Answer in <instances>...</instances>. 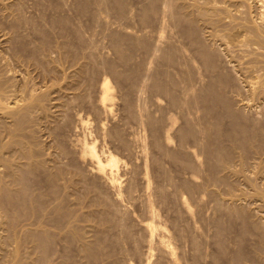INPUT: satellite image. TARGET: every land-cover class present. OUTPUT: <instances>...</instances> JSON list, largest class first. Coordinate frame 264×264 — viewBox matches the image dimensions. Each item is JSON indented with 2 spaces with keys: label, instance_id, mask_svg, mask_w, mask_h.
Listing matches in <instances>:
<instances>
[{
  "label": "rangeland",
  "instance_id": "1",
  "mask_svg": "<svg viewBox=\"0 0 264 264\" xmlns=\"http://www.w3.org/2000/svg\"><path fill=\"white\" fill-rule=\"evenodd\" d=\"M21 1L0 0V56L2 55V57H0V75H5L4 78L2 75L0 76V81L3 83L5 87L4 89H6V87L8 88L5 90V93L2 97L4 100H2L6 103H13L16 100H18V102L21 101L20 103H22V101L25 100L31 93L34 95V97L32 98L33 101L26 111L27 115L21 118L22 123L16 131L12 129L16 120V117L14 118L13 116H16V114H11L12 112L8 111L10 113L9 114L7 111L4 112L3 109H1L2 111L0 110V115L3 114L0 116V139L2 140L0 141V144L9 142L12 140V138H17L19 140L25 139V141H27V147L31 146L30 148L32 152L34 150L33 156L39 155L38 162H42L39 164L37 163V165L30 170L31 172L28 171L30 172V174H27L28 186L26 185V187L29 188L27 189L28 191L25 188V190L22 191L24 194L18 191L13 192L14 194L18 192L16 195V200H14L15 198L12 196L10 201L6 203V207L10 212H8L6 208H4L5 210H0V264H177L178 262V264H264V139H262L264 138V87L262 86L263 84H261L264 79V43L261 42V38L259 39L258 37L260 35L264 37V33H262V31H264V0H208L210 3L207 0H205V2L204 0H196L198 2L200 1L198 4H202L203 2L204 4H207L208 2V4L213 6L215 5L214 7L217 9L214 8V13L216 11L218 13L216 12L217 14L216 16L213 15L214 17L209 15H205V17H203L202 14L200 15V13L196 11V7L194 8L190 4L192 1L196 3L195 0H178L182 6L180 12L176 10V4H178L176 0H123L125 4L124 8L120 10L121 12L124 11L122 13L113 5V3H111V1L109 2V0H89V7L86 6V8L83 9L81 7V0ZM152 1H156L155 3L158 9L155 6L156 9L154 8L150 11L151 15L149 14L147 17H145L142 12H144V9L147 6L146 4L150 5ZM201 1L203 2L201 3ZM11 7L15 8L11 9ZM232 10L235 12L233 13ZM262 12L263 14H261ZM210 17L213 18L211 19ZM192 21L195 22L194 25ZM227 21L228 23H226ZM206 23L208 25H206ZM253 23L256 24V26ZM261 25L263 26V29ZM203 26H205V28ZM257 26L259 28H257ZM257 29H259L258 31L260 32L255 31ZM218 30L223 34V36L222 34L218 33ZM220 30H222V32ZM234 33H236L238 37ZM258 33L261 34L259 35ZM214 34L220 35L215 36ZM120 35L125 37L123 39L120 38L122 45L119 40ZM204 35L206 38L202 37ZM217 36L220 38L219 40ZM248 37L250 38L248 39ZM117 38L119 40V46H116ZM236 40H238V42ZM247 41H250V43ZM256 44L260 45L259 47L261 48H259ZM21 46H23V48ZM214 46H217L218 48L216 49ZM203 47L208 49L211 47L210 49L214 51L216 49V51L212 52L211 57H206L204 53H202V50L204 49ZM123 54L124 57H122ZM180 62L183 63L180 64ZM5 64L8 65L6 66ZM216 66L218 67L216 68ZM220 73L229 77L227 82L228 86L225 82L219 83L220 85L218 84L219 89H221L220 92H223L222 94L227 98L233 110L238 112V114L240 113V117H243L241 119L243 120L245 117L247 119H244L246 121H243L246 122L247 125L252 124L251 126L248 125V127L250 128V132L251 129L253 132L251 135H248V137L250 136V140L247 138L246 141L248 142L245 144L238 143L239 141L234 142L229 136L227 138L225 133L223 134V131H230V127L233 125V120L231 118V114L226 112V105L225 103H222L223 101L221 98L219 97V99L218 97L211 95L212 97L207 96L208 98L203 99L205 98L203 97L205 95H203V91L201 90L206 88L207 85L213 83L215 79L220 76ZM259 73L261 75L260 78V75L258 76ZM6 76L9 80L6 78ZM157 76L164 82L169 81L168 83H174V91L178 93V97L180 96L176 101H172L173 99L171 95L168 94L167 91H164L157 86ZM260 79H262V81ZM105 80L110 82L113 92L111 99H109V107L106 108H104L105 106L102 105L100 99L102 94V83ZM180 80H182V82ZM256 81H258V83ZM175 82H178L176 83L177 85ZM255 82L257 83V86L254 84ZM262 83H264V81ZM229 84L232 85L230 86ZM17 85H19L21 89L19 86L17 87ZM252 85L253 87H257L255 88L256 90L254 89L255 92L252 91ZM194 91L197 92V96L192 95L194 94ZM257 91L259 93H257ZM24 93L28 96L26 97ZM90 93L91 95H89ZM199 93H202V95L200 96ZM19 96H22V99ZM39 96H42V101L38 100ZM18 97L20 99H18ZM91 108L92 110H90ZM96 111L99 112L97 113ZM142 113L144 114L142 115ZM193 116L195 117L196 121L194 120ZM100 118L102 119L100 120ZM248 118L250 121H247ZM190 119L194 120V122H197L194 126L195 132H197L196 134L194 133V135L189 133L190 135L187 134L183 137L182 130L188 125ZM128 120H130L129 123ZM100 123H102V127ZM256 126L258 127L257 129ZM204 127H206L207 130ZM217 131H219V134L222 133V135H224V142L226 141L225 144H228L227 147L230 149L232 154L225 164L222 161L220 162V160L216 161L217 156L214 154V152H211L213 154L212 155L208 151L209 145L207 141L209 140L207 139H217V135H215V133L217 134ZM253 133L255 135H253ZM160 134L163 137L160 136ZM210 134L211 136H209ZM252 135L253 138L251 137ZM23 136H25V138ZM83 136L84 140H82ZM259 137H261V139H259ZM181 138L184 139L182 140ZM201 139H203V141ZM123 141L126 142L124 143ZM159 141L161 146L158 144ZM214 141L209 142H211L213 145ZM90 142L96 148L98 157L100 156V158L106 160L111 153H114L113 155H116V157L119 158L118 164L113 166L114 168L116 166L119 167L112 169L115 174L113 171H108L106 173L99 171L94 165V161L88 155L85 157L81 147L83 148V146L86 144L90 145ZM249 142L251 143L249 144ZM28 144L30 145L28 146ZM162 145L165 147L162 148ZM7 148H5V150H0V153H5L2 155L5 157L10 156V158L12 157V160L14 159L13 161L18 162L17 168L21 163L24 164L26 162V157L23 155V152H21V149L16 147L12 148V146L9 149ZM8 150L9 152H7ZM173 151L176 153L180 151V159L177 156L173 158L174 156L171 153ZM11 153L15 154L12 155ZM37 156L34 157L36 160ZM87 157H89L91 160ZM160 157H162V159ZM145 159L148 160L146 161ZM218 159H221V157ZM73 162H75V164ZM228 162L231 163L228 164ZM1 163H4L2 165L4 168L0 167L1 171L4 169L3 172L0 171V174H2L4 177H2V181H9L5 183L1 182L0 179V193L3 192L2 184L3 186L7 184L10 190H16L18 187H20L19 182L15 179L14 173L11 172V169L8 167V163L3 161H1ZM197 166H199L197 168L198 171L196 170ZM145 168L149 173L148 175L145 173ZM39 174L44 176L41 177ZM112 174L116 176L118 174V176L115 177ZM55 175L57 177H55ZM110 175L115 177L114 182ZM160 178L162 180H160ZM144 180L147 182V184H145ZM234 181L238 184H236ZM125 183L127 186H125ZM148 183L150 187H148ZM187 183L190 184V187ZM177 184L178 186L180 185V187H176ZM148 188L151 189L148 190ZM231 190H234L233 192L235 193H231ZM60 194L63 196L62 198ZM19 197L22 200L25 198V201H27L24 203V206L23 202L19 200ZM30 197L32 202L29 200ZM34 198L36 199L34 200ZM58 201L60 205L58 204ZM184 202H188L187 204H189V207H191L188 208ZM149 205H153L152 208H154L156 211L154 210L153 212L152 208L150 209L151 206ZM19 206L21 207L18 208ZM22 207H24L23 210L21 209ZM59 207H61V209ZM180 213L183 214L181 215ZM23 214L25 215L23 216ZM12 215L15 218H13ZM86 215L88 216V219ZM173 218H176L175 221ZM148 221L156 223V230H158H155L153 234L154 237L150 234V231L145 225V223ZM42 230L46 234L50 233V237L49 235H46L48 237L44 241L39 236ZM16 234L18 235L16 236ZM174 244L176 245L174 246ZM138 246H140V248ZM89 247H92L93 251L88 249ZM159 248H161V250ZM240 253H242V255Z\"/></svg>",
  "mask_w": 264,
  "mask_h": 264
},
{
  "label": "bare ground",
  "instance_id": "2",
  "mask_svg": "<svg viewBox=\"0 0 264 264\" xmlns=\"http://www.w3.org/2000/svg\"><path fill=\"white\" fill-rule=\"evenodd\" d=\"M19 1V0H18ZM21 1V0H20ZM27 1V0H26ZM93 1V0H92ZM111 1V3H113V5L116 7V8H118V10L120 11V10H122L123 8H124V1L123 0H109V2ZM125 1H127V0H125ZM174 1V0H173ZM177 1V3L178 4H176V7H177V11H179L180 12V9H181V4H180V2H178V0H176ZM196 1V0H195ZM208 1V0H207ZM206 1V2H207ZM234 1V0H233ZM244 1V0H243ZM251 1V0H250ZM1 2H3V1H1ZM22 2V1H21ZM60 2V1H59ZM74 2V1H73ZM100 2V1H99ZM156 1H152L151 3H150V5H148V4H146L147 6H146V8L144 9V12H142L143 13V15L145 16V17H147L151 12V10H153L154 8H155V6H156V3H155ZM160 2V1H159ZM163 2V1H162ZM166 2V1H165ZM190 2V1H189ZM200 2V1H199ZM198 1H196V3L195 2H193L192 1V3H190L195 9H197L196 11H198L199 13H200V15L202 14V16L203 17H205V15H209V16H213V15H215L216 16V14L218 13L217 11V13L215 12L214 13V6L213 5H211V4H208V2H207V4H204V2H205V0H204V2L203 1H201V3L202 4H198L199 3ZM220 2V1H219ZM237 2V1H236ZM241 2V1H240ZM259 2V1H258ZM260 2H262V1H260ZM19 3V2H18ZM107 3V2H106ZM110 3V4H111ZM170 3V2H169ZM175 3V2H174ZM210 3V2H209ZM214 3V2H213ZM15 4H16V2H15ZM88 4H90L89 3V0H81V7H82V9L83 8H86V6H88ZM110 4H108V5H110ZM168 4V3H167ZM189 4V3H188ZM235 4H237V3H235ZM241 4V3H240ZM259 4V3H258ZM21 5V4H20ZM63 5V4H62ZM112 5V4H111ZM172 5V4H171ZM174 5V4H173ZM13 6V5H12ZM17 6V5H16ZM19 6V5H18ZM59 6V5H58ZM105 6V5H104ZM136 6V5H135ZM217 6V5H216ZM238 6H239V4H238ZM237 6V7H238ZM255 6V5H254ZM262 6V5H261ZM3 7V6H2ZM20 7V6H19ZM69 7V6H68ZM89 7V6H88ZM97 7V6H96ZM161 7V6H160ZM187 7H188V5H187ZM193 7H191V8H193ZM219 7V6H218ZM240 7V6H239ZM245 7V6H244ZM243 7V8H244ZM248 7V6H247ZM13 8H15V7H13ZM12 7H11V9H13ZM23 8V7H22ZM156 8L158 9V7L156 6ZM155 8V9H156ZM163 8V7H162ZM165 8H166V6H165ZM170 8V7H169ZM172 8V7H171ZM189 8H190V6H189ZM249 8V7H248ZM261 8V7H260ZM259 8V9H260ZM76 9V8H75ZM94 9V8H93ZM95 9H97V8H95ZM161 9V8H160ZM167 9V8H166ZM215 9H217V8H215ZM221 9V8H220ZM219 9V10H220ZM228 9V8H227ZM85 10V9H84ZM125 10H127V9H125ZM143 10V9H142ZM193 10V9H192ZM218 10V11H219ZM222 10V9H221ZM262 10V9H261ZM263 10H264V7H263ZM19 11V10H18ZM22 11V10H21ZM25 11V10H24ZM118 11V12H119ZM164 11V10H163ZM171 11V10H170ZM191 11V10H190ZM195 11V10H194ZM224 11V10H223ZM228 11V10H227ZM233 11V10H232ZM27 12V11H26ZM86 12V11H85ZM100 12V11H99ZM121 12V11H120ZM122 12H124V11H122ZM121 12V13H122ZM197 12V13H198ZM221 12V11H220ZM226 12V11H225ZM224 12V13H225ZM235 11H233V13H234ZM252 12V11H251ZM254 12V11H253ZM25 13V12H24ZM193 13V12H192ZM232 13V12H231ZM244 13V12H243ZM247 14H249L248 12H246ZM258 13V12H257ZM4 14V13H3ZM15 14V13H14ZM27 14V13H26ZM50 14V13H49ZM94 14V13H93ZM169 14V13H168ZM171 14V13H170ZM191 14V13H190ZM194 14V13H193ZM219 14H221V13H219ZM223 14V13H222ZM253 14V13H252ZM259 14H260V12H259ZM261 14H263V12L261 13ZM151 15V14H150ZM163 15H165V14H163ZM192 15V14H191ZM195 15V14H194ZM225 15V14H224ZM229 15V14H228ZM227 15V16H228ZM264 15V14H263ZM3 16V15H2ZM20 16V15H19ZM46 16V15H45ZM87 16V15H86ZM135 16V15H134ZM143 16V17H144ZM223 16V15H222ZM221 16V17H222ZM234 16V15H233ZM30 17V16H29ZM162 17V16H161ZM160 17V18H161ZM174 17V16H173ZM214 17V16H213ZM212 17V18H213ZM219 17H220V15H219ZM226 17V16H225ZM255 17V16H254ZM264 17V16H263ZM262 17V18H263ZM193 18V17H192ZM198 18V17H197ZM211 18V17H210ZM211 18V19H212ZM257 18V17H256ZM62 19V18H61ZM72 19V18H71ZM95 19V18H94ZM188 19V18H187ZM208 19H209V17H208ZM228 19H230V18H228ZM260 19V18H259ZM1 20V19H0ZM2 20H4V19H2ZM9 20V19H8ZM67 20V19H66ZM189 20H190V18H189ZM200 20V19H199ZM207 20V19H206ZM218 20V19H217ZM220 20V19H219ZM263 20V19H262ZM225 21V20H224ZM236 21V20H235ZM234 21V22H235ZM249 21V20H248ZM261 21V20H260ZM3 22V21H2ZM61 22V21H60ZM134 22V21H133ZM140 22H141V20H140ZM193 22V21H192ZM207 22V21H206ZM221 22V21H220ZM54 23V22H53ZM52 23V24H53ZM76 23V22H75ZM91 23V22H90ZM119 23V22H118ZM165 23V22H164ZM194 23L195 22H193V25H194ZM225 23V22H224ZM226 23H228V21L226 22ZM231 23V22H230ZM238 23V22H237ZM236 23V24H237ZM249 23V22H248ZM263 23V22H262ZM2 24V23H1ZM18 24H19V22H18ZM25 24V23H24ZM217 24V23H216ZM239 24H240V22H239ZM254 24V23H253ZM31 25V24H30ZM47 25V24H46ZM94 25V24H93ZM200 25V24H199ZM203 25V24H202ZM206 25H208L207 23H206ZM205 25V26H206ZM215 25V24H214ZM232 25V24H231ZM255 26H256V24H254ZM19 26H21V25H19ZM50 26V25H49ZM98 26V25H97ZM102 26V25H101ZM166 26V25H165ZM205 26H203L204 28H205ZM217 26H220V25H217ZM216 26V27H217ZM237 26V25H236ZM259 26V25H258ZM257 26V28H259ZM262 26V25H261ZM264 26V25H263ZM263 26H262V29H263ZM5 27V26H4ZM12 27V26H11ZM103 27H104V25H103ZM133 27V26H132ZM149 27V26H148ZM193 27V26H192ZM195 27V26H194ZM198 27V26H197ZM207 27V26H206ZM235 27V26H234ZM233 27V28H234ZM77 28V27H76ZM82 28V27H81ZM185 28V27H184ZM199 28V27H198ZM227 28V27H226ZM226 28H224V29H226ZM231 28V27H230ZM69 29V28H68ZM105 29V28H104ZM157 29V28H156ZM188 29V28H187ZM191 29V28H190ZM194 29H196V28H194ZM217 29V28H216ZM256 29V28H255ZM260 29H261V27H260ZM261 29V30H262ZM11 30V29H10ZM14 30V29H13ZM63 30V29H62ZM94 30V29H93ZM99 30V29H98ZM106 30V29H105ZM104 30V31H105ZM180 30V29H179ZM200 30H201V28H200ZM223 30V29H222ZM222 30H220L221 32H222ZM233 30V29H232ZM235 30V29H234ZM259 29H257V30H255V31H258ZM1 31V30H0ZM9 31V30H8ZM35 31V30H34ZM42 31V30H41ZM102 31H103V29H102ZM150 31V30H149ZM203 31H205V30H203ZM245 31V30H244ZM92 32V31H91ZM97 32V31H96ZM95 32V33H96ZM179 32V31H178ZM184 32V31H183ZM189 32H191V31H189ZM217 32V31H216ZM230 32V31H229ZM232 32V31H231ZM258 32H260V31H258ZM50 33V32H49ZM128 33V32H127ZM204 33V32H203ZM202 33V34H203ZM209 33V32H208ZM218 33H220L219 32V30H218ZM225 33V32H224ZM237 33V32H236ZM236 33H234V34H236ZM238 33H239V31H238ZM245 33V32H244ZM251 33V32H250ZM262 33H264V31H262ZM3 34V33H2ZM45 34V33H44ZM54 34V33H53ZM78 34V33H77ZM177 34V33H176ZM194 34V33H193ZM196 34V33H195ZM197 34H199V33H197ZM201 34V33H200ZM220 34H222V33H220ZM220 34H216V35H220ZM227 34V33H226ZM233 34V33H232ZM248 34V33H247ZM259 34V33H258ZM261 34V33H260ZM259 34V35H260ZM10 35H11V32H10ZM26 35V34H25ZM62 35V34H61ZM68 35V34H67ZM112 35V34H111ZM126 35V34H125ZM215 35V34H214ZM215 35V36H216ZM225 35V34H224ZM237 35V34H236ZM235 35V36H236ZM242 35V34H241ZM19 36H21V35H19ZM48 36V35H47ZM46 36V37H47ZM138 36V35H137ZM165 36V35H164ZM195 36V35H194ZM218 36H217V38H218ZM222 36H223V34H222ZM228 36V35H227ZM231 36V35H230ZM234 36V37H235ZM245 36V35H244ZM250 36V35H249ZM258 36V35H257ZM11 37V36H10ZM93 37V36H92ZM154 37V36H153ZM197 37V36H196ZM203 38H206L205 37V35L204 36H202ZM225 37V36H224ZM237 37H238V35H237ZM246 37V36H245ZM244 37V38H245ZM259 37V39L261 40V42H263L264 43V37L263 36H258ZM21 38V37H20ZM25 38V37H24ZM95 38V37H94ZM120 38L121 39H123V38H125L123 35H120L119 36V40H120ZM171 38V37H170ZM183 38V37H182ZM208 38V37H207ZM210 38V37H209ZM216 38V37H215ZM231 38V37H230ZM250 37H248V39H249ZM37 39V38H36ZM52 39V38H51ZM55 39V38H54ZM60 39V38H59ZM100 39V38H99ZM112 39V38H111ZM127 39V38H126ZM153 39V38H152ZM220 38H218V40H219ZM222 39H224V38H222ZM232 39V38H231ZM236 39V38H235ZM247 39V38H246ZM22 40V39H21ZM41 40V39H40ZM53 40V39H52ZM114 40V39H113ZM119 40H118V38H117V41H116V46H119ZM136 40V39H135ZM170 40V39H169ZM168 40V41H169ZM193 40V39H192ZM191 40V41H192ZM207 40V39H206ZM226 40V39H225ZM228 40V39H227ZM257 40H258V38H257ZM1 41V40H0ZM5 41V40H4ZM3 41V42H4ZM48 41V40H47ZM68 41V40H67ZM124 41H125V39H124ZM141 41V40H140ZM144 41V40H143ZM159 41V40H158ZM190 41V42H191ZM202 41H203V39H202ZM210 41V40H209ZM216 41V40H215ZM229 41V40H228ZM237 42H238V40H236ZM246 41V40H245ZM244 41V42H245ZM259 41V40H258ZM14 42V41H13ZM27 42V41H26ZM39 42V41H38ZM51 42V41H50ZM71 42V41H70ZM110 42V41H109ZM120 42H121V45H122V41L120 40ZM248 42V41H247ZM256 42V41H255ZM260 42V43H261ZM24 43V42H23ZM31 43V42H30ZM59 43V42H58ZM64 43V42H63ZM111 43V42H110ZM130 43V42H129ZM203 43V42H202ZM205 43V42H204ZM214 43V42H213ZM212 43V44H213ZM224 43V42H223ZM230 43V42H229ZM236 43V42H235ZM248 43H250V41L248 42ZM253 43V42H252ZM258 43V42H257ZM259 43V44H260ZM4 44V43H3ZM43 44V43H42ZM55 44V43H54ZM53 44V45H54ZM169 44V43H168ZM207 44V43H206ZM209 44L211 45V43L209 42ZM238 44V43H237ZM237 44H235V45H237ZM240 44H242V43H240ZM244 44V43H243ZM19 45V44H18ZM29 45V44H28ZM60 45V44H59ZM188 45V44H187ZM209 45V46H210ZM214 45H216V44H214ZM220 45V44H219ZM230 45V44H229ZM246 45L248 46V44L246 43ZM253 45V44H252ZM256 45H258V44H256ZM71 46V45H70ZM111 46H112V44H111ZM115 46V47H116ZM141 46V45H140ZM149 46V45H148ZM147 46V47H148ZM156 46V45H155ZM208 46V47H209ZM260 45H258V47H259ZM263 46H264V44H263ZM22 48H23V46H21ZM21 47H20V49H21ZM36 47H38V46H36ZM48 47V46H47ZM58 47V46H57ZM64 47V46H63ZM77 47V46H76ZM104 47V46H103ZM108 47H109V45H108ZM114 47V48H115ZM121 47V46H120ZM173 47V46H172ZM185 47V46H184ZM191 47V46H190ZM213 47V46H212ZM243 47H245V46H243ZM2 48V47H1ZM44 48V47H43ZM50 48V47H49ZM60 48V47H59ZM204 49L202 50L203 52L202 53H204V55L206 56V57H211L212 56V52H215L216 51V49L218 48L217 46L215 47L214 46V48H216L215 49V51L214 50H212V49H208V48H206V47H203ZM246 48V47H245ZM250 48H253V47H250ZM259 48H261V47H259ZM258 48V49H259ZM7 49V48H6ZM16 49H17V47H16ZM34 49V48H33ZM48 49V48H47ZM56 49V48H55ZM70 49V48H69ZM121 49V48H120ZM119 49V50H120ZM255 49V48H254ZM42 50V49H41ZM52 50V49H51ZM54 50V49H53ZM108 50H109V48H108ZM169 50V49H168ZM232 50H233V48H232ZM249 50V49H248ZM39 51V50H38ZM77 51V50H76ZM124 51V50H123ZM139 51V50H138ZM186 51V50H185ZM253 51V50H252ZM18 52H19V50H18ZM37 52V51H36ZM64 52V51H63ZM169 52H170V50H169ZM179 52V51H178ZM190 52V51H189ZM218 52V51H217ZM247 52H249V51H247ZM263 52V51H262ZM3 53V52H2ZM5 53H7V52H5ZM108 53V52H107ZM115 53V52H114ZM154 53V52H153ZM167 53V52H166ZM165 53V54H166ZM174 53V52H173ZM192 53V52H191ZM252 53H254V52H252ZM22 54V53H21ZM80 54V53H79ZM149 54V53H148ZM155 54V53H154ZM164 54V55H165ZM179 54V53H178ZM187 54V53H186ZM215 54V53H214ZM250 54V53H249ZM264 54V53H263ZM29 55V54H28ZM93 55V54H92ZM152 55V54H151ZM44 56V55H43ZM57 56V55H56ZM55 56V57H56ZM78 56V55H77ZM76 56V57H77ZM114 56V55H113ZM122 56V55H121ZM250 56H251V54H250ZM0 57H2V55L0 56ZM6 57V56H5ZM5 57H4V59H5ZM29 57V56H28ZM32 57H33V55H32ZM31 57V58H32ZM37 57V56H36ZM60 57V56H59ZM66 57V56H65ZM89 57V56H88ZM108 57V56H107ZM122 57H124V54H123V56ZM131 57V56H130ZM129 57V58H130ZM166 57V56H165ZM187 57V56H186ZM220 57V56H219ZM232 57V56H231ZM238 57V56H237ZM260 57V56H259ZM8 58V57H7ZM53 58V57H52ZM73 58V57H72ZM80 58V57H79ZM140 58V57H139ZM182 58V57H181ZM261 58V57H260ZM28 59H30V58H28ZM96 59V58H95ZM149 59V58H148ZM178 59V58H177ZM206 59H208V58H206ZM209 59H211V58H209ZM228 59V58H227ZM262 59H263V57H262ZM19 60V59H18ZM21 60V59H20ZM40 60V59H39ZM63 60V59H62ZM78 60V59H77ZM87 60V59H86ZM181 60V59H180ZM180 60H178V61H180ZM192 60V59H191ZM214 60H215V58H214ZM213 60V61H214ZM250 60V59H249ZM255 60V59H254ZM1 61V60H0ZM6 61H7V59H6ZM34 61V60H33ZM55 61V60H54ZM58 61V60H57ZM82 61V60H81ZM170 61V60H169ZM83 62V61H82ZM186 62V61H185ZM8 63V62H7ZM20 63V62H19ZM39 63V62H38ZM51 63V62H50ZM49 63V64H50ZM69 63V62H68ZM136 63V62H135ZM134 63V64H135ZM149 63V62H148ZM183 63V62H182ZM181 62H180V64H182ZM215 63V62H214ZM239 63V62H238ZM3 64V63H2ZM1 64V65H2ZM63 64V63H62ZM61 64V65H62ZM75 64V63H74ZM120 64V63H119ZM193 64V63H192ZM218 64V63H217ZM216 64V65H217ZM221 64V63H220ZM6 65V64H5ZM8 65V64H7ZM6 65V66H7ZM28 65V64H27ZM78 65V64H77ZM152 65V64H151ZM239 65V64H238ZM254 65V64H253ZM5 66V67H6ZM100 66V65H99ZM133 66V65H132ZM212 66V65H211ZM2 67V66H1ZM138 67V66H137ZM145 67V66H144ZM194 67V66H193ZM197 67V66H196ZM213 67H214V65H213ZM218 66H216V68H217ZM108 68V67H107ZM139 68V67H138ZM153 68V67H152ZM185 68V67H184ZM230 68V67H229ZM8 69V68H7ZM54 69V68H53ZM73 69V68H72ZM105 69V68H104ZM135 69V68H134ZM169 69V68H168ZM219 69H220V67H219ZM17 70V69H16ZM23 70V69H22ZM34 70V69H33ZM39 70V69H38ZM68 70V69H67ZM66 70V71H67ZM106 70V69H105ZM167 70V69H166ZM223 70V69H222ZM221 70V71H222ZM246 70V69H245ZM50 71V70H49ZM102 71V70H101ZM110 71V70H109ZM112 71V70H111ZM142 71V70H141ZM185 71V70H184ZM232 71V70H231ZM255 71V70H254ZM253 71V72H254ZM1 72V71H0ZM5 72H6V70H5ZM28 72V71H27ZM62 72V71H61ZM78 72V71H77ZM140 72V71H139ZM147 72V71H146ZM180 72V71H179ZM217 72V71H216ZM258 72H259V70H258ZM53 73V72H52ZM76 73V72H75ZM158 73V72H157ZM224 73V72H223ZM31 74V73H30ZM74 74V73H73ZM147 74V73H146ZM161 74H163V73H161ZM169 74H171V73H169ZM173 74V73H172ZM240 74V73H239ZM254 74V73H253ZM2 75V74H1ZM0 75V76H1ZM20 75V74H19ZM54 75V74H53ZM87 75V74H86ZM134 75H137V74H134ZM142 75H144V74H142ZM179 75V74H178ZM181 75V74H180ZM216 75V74H215ZM250 75V74H249ZM260 75V73L258 74V76ZM5 76V75H4ZM4 76L2 75V77L4 78ZM23 76V75H22ZM83 76V75H82ZM105 76V75H104ZM131 76V75H130ZM129 76V77H130ZM148 76V75H147ZM159 76V75H158ZM156 77L157 78V86L159 87V88H161L162 90H164V91H167L168 92V94H170L171 95V97H172V101H176L179 97H178V93H176L175 91H174V83H168V82H164V81H162V79L161 78H159V77ZM182 76H184V75H182ZM181 76V77H182ZM1 77V78H2ZM49 77V76H48ZM55 77V76H54ZM58 77V76H57ZM91 77V76H90ZM254 77V76H253ZM261 77V75L259 76V78ZM6 78H7V76H6ZM20 78H21V76H20ZM24 78V77H23ZM72 78V77H71ZM85 78V77H84ZM106 78V77H105ZM120 78V77H119ZM177 78H178V76H177ZM201 78V77H200ZM228 78L229 77H227V76H225V74H221L220 73V76L217 78V79H215V81L213 82V83H211L210 85H207V87L206 88H203V90H201V91H203L202 93H203V95H205V96H203V97H205V98H203V99H206V98H208V97H210L211 95H214V96H216V97H220L221 98V100L223 101L222 103H225V105H226V107H225V110H226V112L227 113H229V114H231V118H232V122H233V125H232V127H230L231 129H230V131L228 132V131H223V134L225 133L226 135H227V138H228V136L231 138V140H233L234 142H238V143H243V144H245L246 142H248V141H246V139L247 138H249V140H250V136L248 137V135H251L252 134V132H253V130L251 129V132H250V128L248 127V125H250V124H248L247 125V123L246 122H244V121H246V120H244V119H247V118H245L244 117V121L241 119V118H243V117H240V113L238 114V112H235L234 110H233V108H232V106L230 105V103H229V101L227 100V98L220 92V90L221 89H219V83H222V82H225V83H227L228 82ZM242 78V77H241ZM255 78V77H254ZM258 78V79H259ZM8 79V78H7ZM49 79V78H48ZM64 79V78H63ZM98 79V78H97ZM104 79V78H103ZM143 79V78H142ZM172 79V78H171ZM170 79V80H171ZM248 79V78H247ZM252 79V78H251ZM9 80V79H8ZM72 80V79H71ZM90 80V79H89ZM101 80V79H100ZM116 80V79H115ZM137 80V79H136ZM179 80V79H178ZM256 80V79H255ZM261 81H262V79H260ZM260 80H258V81H260ZM4 81V80H3ZM2 81V82H3ZM24 81V80H23ZM35 81V80H34ZM114 81V80H113ZM131 81V80H130ZM175 81V80H174ZM181 82H182V80H180ZM179 81V82H180ZM243 81V80H242ZM253 81V80H252ZM258 81H256L257 83H258ZM260 81V82H261ZM263 81H264V79H263ZM262 81V82H263ZM5 82H6V79H5ZM16 82V81H15ZM198 82V81H197ZM232 82H233V79H232ZM231 82V83H232ZM251 82V81H250ZM249 82V83H250ZM254 82V81H253ZM254 83L255 85L257 84V83ZM260 82H259V85H260ZM261 82V84H263L262 86L264 87V83H262ZM26 83V82H25ZM47 83V82H46ZM45 83V84H46ZM115 83H117V82H115ZM132 83H133V81H132ZM139 83V82H138ZM145 83V82H144ZM148 83V82H147ZM176 83H178V82H175V84ZM245 83V82H244ZM5 84V83H4ZM48 84V83H47ZM55 84H56V82H55ZM61 84V83H60ZM64 84V83H63ZM99 84V83H98ZM118 84V83H117ZM182 84V83H181ZM205 84V83H204ZM219 84V85H218ZM239 84V83H238ZM248 84V83H247ZM252 84V83H251ZM24 85V84H23ZM79 85V84H78ZM83 85V84H82ZM87 85V84H86ZM142 85V84H141ZM177 85V84H176ZM230 85V84H229ZM232 85V84H231ZM230 85V86H231ZM254 85V86H255ZM6 86H7V83H6ZM19 85H17V87H18ZM51 86V85H50ZM89 86V85H88ZM99 86V85H98ZM131 86V85H130ZM138 86V85H137ZM193 86V85H192ZM199 86V85H198ZM227 86H228V83H227ZM237 86V85H236ZM257 86V85H256ZM253 87V85H252V88H253V90L252 91H254V89L255 88H257V87ZM9 87V86H8ZM20 87V86H19ZM177 87V86H176ZM195 87V86H194ZM249 87H251V86H249ZM263 87H261V88H263ZM5 87H4V85H3V83H1V81H0V110L1 109H3L4 110V112H8V111H10V112H12L11 114H16V116H13L14 118L16 117V120H15V124H14V126H13V128L12 129H14L15 131L20 127V125H21V123H22V117H24L25 115H27L26 114V111L28 110V108H29V105L32 103V101H33V97H34V95L31 93L29 96L27 95V94H25L24 93V95H26V99L25 100H23L22 101V103H20V102H18V100H16L15 102H13V103H9V102H5V101H3L4 99L2 98L3 97V95H4V93H5V90H7L8 88L6 87V89H4ZM44 88H45V86H44ZM71 88H72V86H71ZM76 88V87H75ZM79 88V87H78ZM191 88V87H190ZM221 88V87H220ZM228 88V87H227ZM237 88V87H236ZM242 88V87H241ZM247 88V87H246ZM20 89H21V87H20ZM27 89V88H26ZM40 89V88H39ZM47 89V88H46ZM50 89V88H49ZM85 89V88H84ZM160 89V90H161ZM240 89V88H239ZM10 90V89H9ZM88 90V89H87ZM191 90H192V88H191ZM195 90V89H194ZM242 90V89H241ZM256 90V89H255ZM261 90V89H260ZM23 91V90H22ZM193 91V90H192ZM196 91V90H195ZM193 92L194 94H192V95H196L197 96V92ZM228 91H230V90H228ZM262 91H263V89H262ZM36 92V91H35ZM51 92V91H50ZM167 92H166V94H167ZM231 92V91H230ZM242 92V91H241ZM255 92V91H254ZM20 93H22V92H20ZM39 93V92H38ZM88 93V92H87ZM188 93H189V91H188ZM202 93L200 94V96L202 95ZM234 93V92H233ZM253 93V92H252ZM257 93H259L258 91H257ZM23 94V93H22ZM45 94V93H44ZM50 94V93H49ZM69 94V93H68ZM74 94V93H73ZM86 94V93H85ZM112 94H113V92H112V89H111V85H110V82L109 81H107V80H105L103 83H102V94H101V103H102V105H104L105 107L104 108H106V107H109L108 106V104H110V100L109 99H111V97H112ZM143 94V93H142ZM165 94V93H164ZM165 94V95H166ZM168 94H167V96H168ZM24 95H22V96H24ZM38 95H40V94H38ZM83 95V94H82ZM89 95H91V93L89 94ZM121 95V94H120ZM183 95H184V92H183ZM228 95V94H227ZM252 95V94H251ZM21 96V97H22ZM70 96H71V94H70ZM84 96V95H83ZM122 96V95H121ZM208 96V97H207ZM5 97V96H4ZM20 97V96H19ZM18 97V99H20ZM41 97L42 96H39L38 97V100L40 101L41 100ZM78 97V96H77ZM191 97V96H190ZM212 97V96H211ZM232 97V96H231ZM236 97V96H235ZM256 97V96H255ZM14 98H15V96H14ZM16 98H17V96H16ZM46 98V97H45ZM53 98V97H52ZM59 98V97H58ZM92 98V97H91ZM139 98V97H138ZM219 98V99H220ZM251 98H253V97H251ZM3 99V100H2ZM7 99V98H6ZM22 99V98H21ZM44 99V98H43ZM132 99V98H131ZM184 99V98H183ZM15 100V99H14ZM136 100V99H135ZM139 100V99H138ZM142 100V99H141ZM170 100V99H169ZM180 100V99H179ZM254 100V99H253ZM260 100V99H259ZM264 100V99H263ZM42 101V100H41ZM84 101V100H83ZM131 101V100H130ZM185 101V100H184ZM195 101V100H194ZM202 101V100H201ZM204 101H206V100H204ZM43 102H45V101H43ZM51 102V101H50ZM88 102V101H87ZM142 102V101H141ZM145 102H146V100H145ZM167 102V101H166ZM180 102H182V101H180ZM216 102V101H215ZM235 102V101H234ZM237 102V101H236ZM20 103V104H19ZM129 103V102H128ZM155 103V102H154ZM175 103V102H174ZM211 103V102H210ZM76 104H77V102H76ZM95 104V103H94ZM112 104V103H111ZM122 104V103H121ZM172 104H173V102H172ZM177 104H178V102H177ZM201 104V103H200ZM255 104V103H254ZM264 104V103H263ZM83 105V104H82ZM101 105V104H100ZM128 105V104H127ZM134 105V104H133ZM147 105V104H146ZM168 105V104H167ZM198 105V104H197ZM202 105V104H201ZM210 105V104H209ZM232 105H233V103H232ZM52 106H54V105H52ZM85 106V105H84ZM92 106V105H91ZM130 106V105H129ZM208 106V105H207ZM82 107V106H81ZM119 107V106H118ZM147 107V106H146ZM194 107V106H193ZM200 107V106H199ZM257 107V106H256ZM76 108V107H75ZM111 108V107H110ZM126 108V107H125ZM129 108V107H128ZM130 108H131V106H130ZM136 108H138V107H136ZM144 108V107H143ZM31 109V108H30ZM87 109V108H86ZM109 109V108H108ZM142 109V108H141ZM146 109V108H145ZM162 109V108H161ZM160 109V110H161ZM235 109V108H234ZM262 109H263V107H262ZM88 110H89V108H88ZM90 110H92V108L90 109ZM97 110V109H96ZM147 110V109H146ZM242 110V109H241ZM257 110V109H256ZM2 111V110H1ZM1 111H0V113H1ZM94 111V110H93ZM105 111V110H104ZM133 111V110H132ZM211 111V110H210ZM63 112V111H62ZM97 113L99 112V111H96ZM114 112V111H113ZM117 112V111H116ZM138 112V111H137ZM146 112V111H145ZM190 112V111H189ZM260 112V111H259ZM9 113V112H8ZM30 113V112H29ZM122 113V112H121ZM135 113V112H134ZM148 113V112H147ZM166 113H168V112H166ZM221 113V112H220ZM219 113V114H220ZM257 113V112H256ZM7 114V113H6ZM10 114V113H9ZM64 114V113H63ZM76 114H77V112H76ZM75 114V115H76ZM107 114V113H106ZM111 114V113H110ZM113 114V113H112ZM144 113H142V115H143ZM244 114V113H243ZM1 115H3V114H1ZM0 115V116H1ZM8 115V114H7ZM65 115H66V113H65ZM96 115V114H95ZM101 115V114H100ZM119 115V114H118ZM151 115V114H150ZM171 115V114H170ZM218 115V114H217ZM221 115V114H220ZM29 116V115H28ZM27 116V117H28ZM63 116V115H62ZM85 116V115H84ZM96 116H98V115H96ZM139 116H140V113H139ZM191 116V115H190ZM204 116V115H203ZM223 116V115H222ZM245 116V115H244ZM3 117V116H2ZM123 117V116H122ZM189 117V116H188ZM194 117V116H193ZM218 117V116H217ZM248 117V116H247ZM6 118H7V116H6ZM5 118V119H6ZM9 118V117H8ZM13 118V119H14ZM26 118V117H25ZM98 118V117H97ZM136 118V117H135ZM153 118V117H152ZM162 118V117H161ZM224 118V117H223ZM261 118V117H260ZM87 119V118H86ZM102 118H100V120H101ZM119 119V118H118ZM126 119V118H125ZM138 119V118H137ZM149 119H150V117H149ZM7 120V119H6ZM94 120V119H93ZM99 120V121H100ZM116 120V119H115ZM140 120V119H139ZM169 120H170V118H169ZM194 120H195V117H194ZM194 120H191L190 119V121H189V123H188V125L187 126H185L184 127V129L182 130V136L184 137L185 135H187V134H189V133H191V134H193L194 135V133L196 134V132H195V129H194V126H195V124L197 123V122H194ZM206 120V119H205ZM213 120V119H212ZM215 120H217V119H215ZM215 120H214V122H215ZM226 120V119H225ZM224 120V121H225ZM228 120H229V118H228ZM3 121H5V120H3ZM11 121V120H10ZM23 121H24V119H23ZM26 121V120H25ZM31 121V120H30ZM81 121V120H80ZM91 121V120H90ZM120 121V120H119ZM125 121V120H124ZM129 121L130 120H128V123H129ZM141 121H143V120H141ZM140 121V122H141ZM152 121V120H151ZM159 121V120H158ZM196 121V120H195ZM247 121H250L249 120V118H248V120ZM252 121V120H251ZM2 122V121H1ZM58 122H60V121H58ZM63 122V121H62ZM86 122V121H85ZM102 122V121H101ZM126 122V121H125ZM162 122V121H161ZM179 122V121H178ZM187 122V121H186ZM5 123V122H4ZM30 123V122H29ZM75 123V122H74ZM121 123V122H120ZM127 123V122H126ZM142 123V122H141ZM180 123V122H179ZM211 123V122H210ZM249 123V122H248ZM252 123V122H251ZM25 124V123H24ZM64 124V123H63ZM86 124H87V122H86ZM102 123H100V125H101ZM125 124V123H124ZM138 124V123H137ZM153 124V123H152ZM164 124V123H163ZM184 124V123H183ZM206 124V123H205ZM214 124V123H213ZM12 125H13V123H12ZM31 125V124H30ZM69 125V124H68ZM81 125V124H80ZM96 125H97V123H96ZM252 125V124H251ZM250 125V126H251ZM262 125V124H261ZM105 126V125H104ZM122 126V125H121ZM157 126V125H156ZM221 126H223V125H221ZM25 127V126H24ZM27 127V126H26ZM75 127V126H74ZM98 127V126H97ZM101 127H102V125H101ZM177 127V126H176ZM203 127V126H202ZM255 127V126H254ZM56 128V127H55ZM82 128V127H81ZM88 128V127H87ZM107 128V127H106ZM124 128V127H123ZM139 128V127H138ZM163 128V127H162ZM205 129H206V127H204ZM208 128H210V127H208ZM218 128V127H217ZM252 128H253V126H252ZM258 127L256 126V129H257ZM264 128V127H263ZM4 129H6V128H4ZM24 129V128H23ZM22 129V130H23ZM28 129H30V128H28ZM32 129V128H31ZM75 129V128H74ZM91 129V128H90ZM96 129V128H95ZM103 129V128H102ZM137 129V128H136ZM158 129V128H157ZM223 129V128H222ZM7 130V129H6ZM77 130V129H76ZM80 130V129H79ZM82 130H84V129H82ZM123 130V129H122ZM147 130V129H146ZM152 130V129H151ZM207 130V129H206ZM228 130H229V128H228ZM254 130H255V128H254ZM264 130V129H263ZM55 131V130H54ZM53 131V132H54ZM92 131H93V129H92ZM106 131V130H105ZM116 131V130H115ZM119 131V130H118ZM127 131V130H126ZM136 131V130H135ZM161 131V130H160ZM203 131H204V129H203ZM211 131V130H210ZM216 131V130H215ZM25 132V131H24ZM28 132V131H27ZM73 132V131H72ZM89 132V131H88ZM102 132V131H101ZM120 132V131H119ZM219 131H217V134L215 133V135H217V139L216 138H211V139H214V140H210L209 138L207 139V140H209V141H214V144H215V142H216V144H215V148H214V144L212 145L211 144V142H209V141H207L208 142V145H209V149H208V151L211 153V152H214V154L217 156L216 157V161L218 160H220V162L222 161L224 164L225 163H227V161H228V159L230 158V156L232 155L231 154V151H230V149L227 147V145L225 144V142H224V135H222V133L221 134H219L218 133ZM0 133H1V130H0ZM3 133V132H2ZM5 133V132H4ZM11 133H12V131H11ZM21 133H22V131H21ZM74 133V132H73ZM86 133V132H85ZM113 133V132H112ZM121 133V132H120ZM127 133V132H126ZM125 133V134H126ZM261 133V132H260ZM263 133V132H262ZM19 134V133H18ZM34 134V133H33ZM76 134V133H75ZM97 134V133H96ZM105 134V133H104ZM119 134V133H118ZM122 134V133H121ZM164 134H165V132H164ZM207 134V133H206ZM211 134H213V133H211ZM211 134L209 135V136H211ZM257 134H259V133H257ZM256 134V135H257ZM9 135V134H8ZM89 135V134H88ZM103 135V134H102ZM144 135V134H143ZM178 135V134H177ZM190 135V134H189ZM200 135V134H199ZM214 135V136H215ZM253 135H255L254 133H253ZM253 135L251 136L252 138H253ZM263 135V134H262ZM19 136V135H18ZM34 136V135H33ZM56 136V135H55ZM73 136V135H72ZM79 136V135H78ZM101 136V135H100ZM114 136V135H113ZM119 136V135H118ZM160 136H162L161 134H160ZM258 136H260V135H258ZM24 138H25V136H23ZM57 137V136H56ZM95 137H96V135H95ZM131 137V136H130ZM163 137V136H162ZM165 137V136H164ZM179 137V136H178ZM213 137V136H212ZM216 137V136H215ZM1 138V137H0ZM5 138V137H4ZM59 138H60V136H59ZM74 138V137H73ZM72 138V139H73ZM76 138V137H75ZM104 138V137H103ZM119 138V137H118ZM188 138V137H187ZM198 138V137H197ZM255 138V137H254ZM56 139V138H55ZM67 139V138H66ZM128 139V138H127ZM140 139H141V137H140ZM182 140L184 139V138H181ZM191 139V138H190ZM259 139H261V137H259ZM262 139H264V138H262ZM5 140V139H4ZM68 140H69V138H68ZM82 140H84V136H83V139ZM159 140V139H158ZM162 140V139H161ZM202 141H203V139H201ZM252 140V139H251ZM257 140V139H256ZM0 141H2L1 139H0ZM6 141H8V140H6ZM25 139L24 140H19V139H17V138H12V140H10L9 142H4V143H1L0 144V150H5V148H7V149H9V148H11V146H12V148H14V147H16V148H19V149H21V152H23V155L26 157V162L24 163V164H18L19 165V167L17 168V163L18 162H15V161H13L12 160V157L10 158V156H7V157H5L4 155H2V154H5V153H0V163H1V161H3V162H5V163H8V167L11 169V172H13L14 173V177H15V179L19 182V184H20V187H18L16 190H14V189H11L10 190V188L8 187V185L6 184V185H4L3 186V184H2V190H3V192L2 193H0V210H5L4 208H6V210L8 211V212H10L8 209H7V207H6V203L8 202V201H10V198L13 196V198H15L14 200H16V195H17V193L18 192H20V193H23L22 191L23 190H25V188H26V190L27 189H29L28 187H26V185H27V181H28V173L30 174V170L31 169H33L36 165H37V163L39 164L40 162H42V161H39L38 162V156L37 155H35V156H37V160H36V158H34L35 156H33V152H34V150H33V152H32V150H31V146L30 147H27V141H25ZM74 141V140H73ZM91 141V140H90ZM94 141V140H93ZM110 141V140H109ZM114 141V140H113ZM119 141V140H118ZM146 141V140H145ZM186 141V140H185ZM261 141V140H260ZM39 142V141H38ZM59 142V141H58ZM100 142H101V140H100ZM124 142V141H123ZM126 142V141H125ZM124 142V143H125ZM143 142V141H142ZM162 142V141H161ZM184 142V141H183ZM193 142V141H192ZM206 142V141H205ZM206 142V143H207ZM252 142V141H251ZM251 142H249V144L251 143ZM262 142V141H261ZM18 143H19V145H18ZM64 144H65V142H64ZM106 144H107V142H106ZM115 144H116V142H115ZM128 144H129V142H128ZM146 144H147V142H146ZM158 144H160V141L158 142ZM164 144H165V142H164ZM173 144H174V142H173ZM185 144H186V142H185ZM189 144H190V142H189ZM263 144H264V142H263ZM30 144H28V146H29ZM121 145V144H120ZM197 145V144H196ZM233 145V144H232ZM258 145H259V142H258ZM257 145V146H258ZM35 146V145H34ZM62 146V145H61ZM83 146V145H82ZM129 146V145H128ZM160 146H161V144H160ZM193 146H195V145H193ZM200 146V145H199ZM212 146H213V148H212ZM241 146V145H240ZM245 146H247V145H245ZM262 146V145H261ZM67 147V146H66ZM99 147V146H98ZM111 147H113V146H111ZM116 147V146H115ZM114 147V148H115ZM142 147H144V146H142ZM163 147H165V146H163L162 145V148ZM170 147V146H169ZM178 147V146H177ZM197 147V146H196ZM264 147V146H263ZM65 148V147H64ZM117 148V147H116ZM124 148V147H123ZM184 148V147H183ZM245 148V147H244ZM247 148V147H246ZM258 148V147H257ZM33 149V148H32ZM71 149V148H70ZM81 149H83V153H84V155H85V157H86V155H88L93 161H94V165L97 167V169L99 170V171H102V172H104V173H106V172H108V171H113L112 169H116V167L118 168L119 166H116L115 168L113 167V166H115L116 164H118V162H119V158L118 157H116V155L114 156L110 151V155L107 157V161L106 160H104V159H102V158H100V156L98 157V155H97V150H96V148L94 147V145L93 144H91V142H90V145H84L83 146V148L81 147ZM108 149V148H107ZM165 149V148H164ZM163 149V150H164ZM169 149V148H168ZM167 149V150H168ZM187 149V148H186ZM202 149V148H201ZM207 149V148H206ZM11 150V149H10ZM100 150H101V148H100ZM123 150V149H122ZM141 150H143V149H141ZM166 150V149H165ZM164 150V151H165ZM195 150V149H194ZM198 150V149H197ZM244 150V149H243ZM256 150V149H255ZM72 151V150H71ZM121 151V150H120ZM145 151V150H144ZM159 151V150H158ZM169 151V150H168ZM171 151H172V149H171ZM175 151V150H174ZM171 152L172 153V155L174 156L173 158H175V156H177L178 158L181 156V154L179 153V152ZM184 151V150H183ZM208 151H206V152H208ZM5 152V151H4ZM7 152H9V150L7 151ZM11 152H13V151H11ZM66 152V151H65ZM147 152V151H146ZM151 152V151H150ZM153 152H154V150H153ZM170 152V151H169ZM208 152V153H209ZM258 152V151H257ZM99 153V152H98ZM127 153H128V151H127ZM181 153H182V151H181ZM192 153V152H191ZM202 153V152H201ZM245 153V152H244ZM12 154V153H11ZM15 154V153H14ZM14 154H12V155H14ZM36 154V153H35ZM53 154V153H52ZM107 154V153H106ZM120 154H122V153H120ZM146 154V153H145ZM159 154V153H158ZM183 154H184V152H183ZM212 154V153H211ZM7 155V154H6ZM73 155V154H72ZM130 155V154H129ZM186 155V154H185ZM184 155V156H185ZM188 155V154H187ZM197 155H199V154H197ZM213 155V154H212ZM104 156V155H103ZM132 156V155H131ZM161 156V155H160ZM240 156V155H239ZM20 157V156H19ZM44 157V156H43ZM89 157H87L88 159H90ZM163 157V156H162ZM162 157H160L161 159H162ZM188 157V156H187ZM200 157V156H199ZM219 157H221V159H218ZM241 157H242V155H241ZM243 157H244V155H243ZM247 157V156H246ZM256 157V156H255ZM254 157V158H255ZM261 157V156H260ZM46 158V157H45ZM181 158H183V157H181ZM223 158V159H222ZM48 159V158H47ZM90 159V160H91ZM122 159V158H121ZM159 159V158H158ZM165 159V158H164ZM177 159V158H176ZM180 159V158H179ZM178 159V160H179ZM19 160V159H18ZM21 160V159H20ZM54 160V159H53ZM68 160V159H67ZM72 160H73V158H72ZM146 161L148 160V159H145ZM173 160V159H172ZM182 160V159H181ZM188 160V159H187ZM186 160V161H187ZM256 160V159H255ZM51 161V160H50ZM74 161V160H73ZM183 161H184V159H183ZM185 161V162H186ZM191 161V160H190ZM193 161V160H192ZM201 161V160H200ZM239 161H240V159H239ZM22 162V161H21ZM47 162V161H46ZM65 162V161H64ZM67 162V161H66ZM142 162V161H141ZM175 162V161H174ZM179 162H182V161H179ZM185 162H183V163H185ZM242 162V161H241ZM254 162V161H253ZM256 162H257V160H256ZM255 162V163H256ZM74 164H75V162H73ZM85 163V162H84ZM93 163V162H92ZM148 163V162H147ZM154 163V162H153ZM186 163H188V162H186ZM191 163V162H190ZM215 163V162H214ZM231 163V162H230ZM229 162H228V164H230ZM235 163V162H234ZM4 164V163H3ZM2 163L0 164L1 166L0 167H2V165H3ZM69 164V163H68ZM127 164V163H126ZM130 164V163H129ZM196 164V163H195ZM195 164H193V165H195ZM199 164V163H198ZM197 164V165H198ZM217 164V163H216ZM45 165V164H44ZM43 165V166H44ZM145 165V164H144ZM192 165V166H193ZM207 165V164H206ZM232 165V164H231ZM240 165V164H239ZM247 165V164H246ZM252 165V164H251ZM39 166V165H38ZM56 166V165H55ZM163 166V165H162ZM189 166V165H188ZM200 166V165H199ZM199 166H197L196 167V170H197V168L199 167ZM214 166V165H213ZM218 166V165H217ZM235 166V165H234ZM238 166V165H237ZM256 166V165H255ZM41 167V166H40ZM66 167V166H65ZM73 167V166H72ZM93 167V166H92ZM92 167H91V170H92ZM145 167H146V165H145ZM184 167V166H183ZM249 167V166H248ZM251 167V166H250ZM2 168H4V166L2 167ZM38 168V167H37ZM63 168V167H62ZM88 168V167H87ZM144 168V167H143ZM160 168V167H159ZM166 168V167H165ZM164 168V169H165ZM187 168V167H186ZM185 168V169H186ZM194 168V167H193ZM214 168V167H213ZM235 168V167H234ZM40 169V168H39ZM38 169V170H39ZM96 169V170H97ZM149 169V168H148ZM184 169V168H183ZM200 169V168H199ZM218 169V168H217ZM249 169V168H248ZM253 169V168H252ZM4 170V169H3ZM3 170L1 171V169H0V171L1 172H3ZM41 170V169H40ZM45 170V169H44ZM49 170H50V168H49ZM53 170V169H52ZM63 170H64V168H63ZM86 170V169H85ZM145 170H146V168H145ZM144 170V171H145ZM190 170V169H189ZM232 170H234V169H232ZM28 171H30V172H28ZM117 171V170H116ZM121 171V170H120ZM128 171V170H127ZM149 171V170H148ZM168 171V170H167ZM198 171V170H197ZM229 171V170H228ZM238 171V170H237ZM249 171H250V169H249ZM248 171V172H249ZM258 171H260V170H258ZM10 172V171H9ZM34 172V171H33ZM43 172V171H42ZM89 172V171H88ZM139 172V171H138ZM232 172V171H231ZM255 172V171H254ZM39 173H41V172H39ZM46 173V172H45ZM55 173V172H54ZM64 173V172H63ZM84 173V172H83ZM104 173H103V175H104ZM113 173H114V171H113ZM117 173H118V171H117ZM147 175L149 174L148 172H147V170H146V172H145ZM197 173V172H196ZM220 173V172H219ZM242 173V172H241ZM257 173V172H256ZM5 174V173H4ZM51 174H53V173H51ZM60 174V173H59ZM115 174V173H114ZM114 174H112V175H114ZM172 174V173H171ZM200 174V173H199ZM217 174H218V172H217ZM262 174V173H261ZM6 175V174H5ZM8 175V174H7ZM10 175H12V174H10ZM33 175V174H32ZM40 176H41V174H39ZM49 175H50V173H49ZM64 175V174H63ZM97 175V174H96ZM109 175V174H108ZM112 175H110L111 176V178H112V180H113V182H114V179H115V177H117L118 176V174H117V176L116 175H114L115 177H113ZM125 175V174H124ZM144 175V174H143ZM147 175H146V177H147ZM166 175V174H165ZM168 175V174H167ZM254 175V174H253ZM42 176H44V175H42ZM41 176V177H42ZM215 176V175H214ZM246 176V175H245ZM262 176V175H261ZM2 177H3V175L2 174H0V179H1V182H7V181H9V180H7V181H2ZM6 177V176H5ZM9 177V176H8ZM8 177H7V179H8ZM55 177H57L56 175H55ZM106 177H107V175H106ZM173 177V176H172ZM181 177V176H180ZM4 178V177H3ZM11 178V177H10ZM9 178V179H10ZM40 178V177H39ZM51 178V177H50ZM127 178V177H126ZM158 178V177H157ZM178 178V177H177ZM182 178V177H181ZM205 178V177H204ZM230 178V177H229ZM253 178V177H252ZM261 178V177H260ZM14 179V180H15ZM48 179H49V177H48ZM57 179V178H56ZM61 179V178H60ZM64 179V178H63ZM82 179V178H81ZM100 179H102V178H100ZM106 179V178H105ZM117 179V178H116ZM130 179V178H129ZM185 179V178H184ZM5 180V179H4ZM107 180V179H106ZM148 180V179H147ZM160 180H162L161 178H160ZM220 180V179H219ZM223 180V179H222ZM238 180V179H237ZM246 180V179H245ZM11 181V180H10ZM16 181V182H17ZM78 181V180H77ZM110 181V180H109ZM118 181V180H117ZM120 181V180H119ZM175 181V180H174ZM178 181V180H177ZM199 181V180H198ZM230 181H231V179H230ZM253 181H254V179H253ZM1 182H0V184H1ZM42 182H43V180H42ZM48 182V181H47ZM46 182V183H47ZM93 182V181H92ZM144 182H145V180H144ZM149 182V181H148ZM155 182H156V180H155ZM170 182V181H169ZM203 182V181H202ZM235 182V181H234ZM252 182V181H251ZM4 183V184H5ZM12 183V182H11ZM50 183V182H49ZM58 183V182H57ZM78 183V182H77ZM80 183V182H79ZM85 183H86V181H85ZM91 183V182H90ZM151 183V182H150ZM160 183V182H159ZM185 183V182H184ZM183 183V184H184ZM200 183V182H199ZM231 184H233L232 182H230ZM236 183V182H235ZM234 183V184H235ZM239 183H240V181H239ZM250 183V182H249ZM8 184H9V182H8ZM111 184V183H110ZM123 184V183H122ZM131 184V183H130ZM145 184H147V182H145ZM188 184V183H187ZM236 184H238V183H236ZM253 184V183H252ZM251 184V185H252ZM13 185V184H12ZM50 185V184H49ZM55 185V184H54ZM65 185V184H64ZM68 185V184H67ZM90 185V184H89ZM109 185V184H108ZM117 185V184H116ZM129 185V184H128ZM132 185V184H131ZM163 185V184H162ZM171 185V184H170ZM185 185V184H184ZM246 185V184H245ZM244 185V186H245ZM248 185V184H247ZM28 186V185H27ZM63 186V185H62ZM70 186V185H69ZM78 186V185H77ZM88 186V185H87ZM96 186H97V184H96ZM103 186V185H102ZM113 186V185H112ZM118 186V185H117ZM125 186H127L126 185V183H125ZM154 186V185H153ZM178 186V184L176 185V187ZM188 186L190 187V184H188ZM206 186V185H205ZM218 186V185H217ZM231 186V185H230ZM233 186V185H232ZM239 186V185H238ZM243 186V187H244ZM258 186V185H257ZM256 186V187H257ZM30 187H32V186H30ZM82 187V186H81ZM85 187V186H84ZM89 187V186H88ZM100 187V186H99ZM98 187V188H99ZM148 187H150L149 186V183H148ZM178 187H180V185L178 186ZM203 187V186H202ZM247 187V186H246ZM37 188V187H36ZM48 188V187H47ZM91 188L93 189V187L91 186ZM146 188H147V185H146ZM153 188V187H152ZM161 188V187H160ZM194 188V187H193ZM232 188V187H231ZM249 188V187H248ZM1 189V188H0ZM60 189V188H59ZM88 189V188H87ZM107 189V188H106ZM114 189V188H113ZM127 189H130V188H127ZM151 189V188H150ZM149 188H148V190H150ZM179 189V188H178ZM189 189V188H188ZM228 189V188H227ZM238 189V188H237ZM31 190V189H30ZM35 190V189H34ZM64 190V189H63ZM95 190H96V188H95ZM101 190V189H100ZM213 190V189H212ZM220 190V189H219ZM255 190V189H254ZM15 191H18L16 194H14L13 192H15ZM28 191V190H27ZM35 191H37V190H35ZM47 191V190H46ZM89 191V190H88ZM135 191V190H134ZM139 191V190H138ZM147 191V190H146ZM160 191V190H159ZM185 191V190H184ZM188 191H190V190H188ZM232 191V190H231ZM231 191H229V192H231ZM234 191V190H233ZM231 192V193H235V192ZM247 191V190H246ZM26 192V191H25ZM32 192V191H31ZM61 192H62V190H61ZM79 192H80V190H79ZM90 192H91V190H90ZM148 192V191H147ZM223 192H225V191H223ZM238 192V191H237ZM29 193V192H28ZM94 193V192H93ZM109 193V192H108ZM151 193V192H150ZM248 193V192H247ZM255 193H258V192H255ZM12 194V195H11ZM14 194V195H13ZM24 194V193H23ZM26 194V193H25ZM30 194V193H29ZM29 194H27V195H29ZM70 194V193H69ZM88 194V193H87ZM140 194V193H139ZM143 194V193H142ZM147 194V193H146ZM184 194V193H183ZM201 194V193H200ZM40 195V194H39ZM61 195V194H60ZM60 195H59V197H60ZM82 195H84V194H82ZM86 195V194H85ZM94 195V194H93ZM118 195V194H117ZM121 195V194H120ZM131 195V194H130ZM148 195H149V193H148ZM151 195V194H150ZM181 195V194H180ZM224 195H225V193H224ZM228 195H229V193H228ZM250 195V194H249ZM256 195V194H255ZM258 195V194H257ZM26 196V195H25ZM81 196V195H80ZM109 196V195H108ZM128 196V195H127ZM132 196V195H131ZM138 196V195H137ZM157 196V195H156ZM164 196V195H163ZM235 196V195H234ZM252 196V195H251ZM32 197H33V194H32ZM41 197V196H40ZM63 196L61 195V198H62ZM67 197V196H66ZM78 197H79V195H78ZM100 197H101V195H100ZM116 197V196H115ZM118 197V196H117ZM152 197V196H151ZM247 197V196H246ZM258 197V196H257ZM29 198V197H28ZM53 198V197H52ZM103 198V197H102ZM126 198V197H125ZM128 198V197H127ZM150 198V197H149ZM262 198V197H261ZM36 198H34V200H35ZM39 199V198H38ZM78 199V198H77ZM96 199V198H95ZM131 199V198H130ZM143 199V198H142ZM151 199V198H150ZM185 199H186V197H185ZM236 199V198H235ZM260 199V198H259ZM263 199V198H262ZM14 200H12V201H14ZM19 200L21 201V202H23V206H24V203H26L27 201H25V198H24V200H22L20 197H19ZM31 202H32V200H31V197H30V199H29ZM188 200V199H187ZM186 200V201H187ZM203 200V199H202ZM216 200V199H215ZM231 200V199H230ZM238 200V199H237ZM255 200V199H254ZM29 201V202H30ZM81 201V200H80ZM97 201V200H96ZM177 201V200H176ZM198 201V200H197ZM218 201V200H217ZM229 201V200H228ZM247 201V200H246ZM257 201V200H256ZM15 202H17V201H15ZM35 202V201H34ZM33 202V203H34ZM55 202H57V201H55ZM63 202V201H62ZM101 202V201H100ZM106 202V201H105ZM160 202V201H159ZM158 202V203H159ZM221 202V201H220ZM225 202V201H224ZM254 202V201H253ZM10 203V202H9ZM32 203V204H33ZM118 203V202H117ZM142 203V202H141ZM146 203H148V202H146ZM149 203H151V202H149ZM188 203V202H187ZM186 202H184V204L185 205H187L188 206V208H190L189 207V204H187ZM15 204V203H14ZM29 204V203H28ZM55 204V203H54ZM58 204H59V201H58ZM82 204V203H81ZM103 204V203H102ZM115 204V203H114ZM175 204V203H174ZM180 204V203H179ZM232 204V203H231ZM8 205V204H7ZM18 205V204H17ZM21 205V204H20ZM60 205V204H59ZM256 205V204H255ZM261 205V204H260ZM25 206H27V205H25ZM34 206V205H33ZM85 206V205H84ZM149 206H151L150 207V209L153 207V205H149ZM178 206V205H177ZM225 206V205H224ZM230 206V205H229ZM231 206H233V205H231ZM235 206V205H234ZM15 207V206H14ZM21 206H19L18 208H20ZM54 207V206H53ZM63 207V206H62ZM82 207V206H81ZM118 207V206H117ZM156 207H158V206H156ZM217 207V206H216ZM9 208H10V206H9ZM13 208V207H12ZM11 208V209H12ZM60 209H61V207H59ZM64 208V207H63ZM179 208V207H178ZM229 208V207H228ZM244 208V207H243ZM10 209V210H11ZM16 209V208H15ZM22 210L24 209V207H22L21 208ZM30 209V208H29ZM28 209V210H29ZM67 209V208H66ZM69 209V208H68ZM75 209V208H74ZM102 209V208H101ZM114 209V208H113ZM122 209V208H121ZM157 209V208H156ZM160 209V208H159ZM168 209V208H167ZM174 209V208H173ZM192 209H194V208H192ZM245 209V208H244ZM13 210V209H12ZM11 210V211H12ZM20 210V209H19ZM26 210V209H25ZM34 210V209H33ZM36 210H37V208H36ZM72 210V209H71ZM83 210V209H82ZM85 210V209H84ZM152 210H153V212H154V208H152ZM151 210V211H152ZM158 210V209H157ZM231 210V209H230ZM247 210V209H246ZM30 211V210H29ZM31 211H32V209H31ZM123 211V210H122ZM144 211V210H143ZM156 211V210H155ZM238 211V210H237ZM13 212V211H12ZM18 212V211H17ZM64 212V211H63ZM85 212V211H84ZM128 212V211H127ZM126 212V213H127ZM152 212V213H153ZM167 212V211H166ZM180 212H181V210H180ZM243 212V211H242ZM252 212V211H251ZM255 212V211H254ZM3 213H4V211H3ZM7 213V212H6ZM19 213H20V211H19ZM23 213V212H22ZM21 213V214H22ZM28 213V212H27ZM56 213V212H55ZM100 213V212H99ZM187 213V212H186ZM36 214V213H35ZM101 214V213H100ZM108 214V213H107ZM120 214V213H119ZM181 215L183 214V213H180ZM192 214V213H191ZM243 214V213H242ZM18 215V214H17ZM25 214H23V216H24ZM34 215V214H33ZM42 215V214H41ZM44 215V214H43ZM125 215V214H124ZM151 215V214H150ZM157 215V214H156ZM166 215H167V213H166ZM232 215V214H231ZM57 216V215H56ZM64 216V215H63ZM164 216V215H163ZM175 216V215H174ZM5 217V216H4ZM6 217H8V216H6ZM12 217H13V215H12ZM86 217H87V219H88V216L86 215ZM102 217V216H101ZM153 217V216H152ZM13 218H15V217H13ZM23 218V217H22ZM69 218V217H68ZM67 218V219H68ZM123 218V217H122ZM127 218V217H126ZM171 218V217H170ZM225 218V217H224ZM24 219V218H23ZM40 219H41V217H40ZM102 219H103V217H102ZM114 219V218H113ZM121 219V218H120ZM136 219V218H135ZM134 219V220H135ZM174 219V218H173ZM176 219V218H175ZM175 219H174V221H175ZM218 219V218H217ZM216 219V220H217ZM231 219V218H230ZM33 220V219H32ZM60 220V219H59ZM66 220V219H65ZM105 220V219H104ZM165 220V219H164ZM25 221V220H24ZM39 221V220H38ZM154 221V220H153ZM110 222V221H109ZM123 222V221H122ZM154 222H156V221H154ZM177 222V221H176ZM37 223V222H36ZM101 223V222H100ZM38 224V223H37ZM63 224V223H62ZM126 224V223H125ZM156 223H153L152 221H148V222H146L145 223V225H146V227H147V229L150 231V234L154 237V232H155V230H156V225H155ZM158 224V223H157ZM4 225V224H3ZM20 226V225H19ZM32 226V225H31ZM119 226V225H118ZM172 226H174V225H172ZM243 226V225H242ZM23 227V226H22ZM25 227V226H24ZM171 227V226H170ZM193 227V226H192ZM12 228V227H11ZM27 228H28V226H27ZM59 228V227H58ZM70 228V227H69ZM68 228V229H69ZM128 228V227H127ZM3 229V228H2ZM18 229V228H17ZM20 229H22V228H20ZM40 229V228H39ZM71 229V228H70ZM146 229V228H145ZM162 229V228H161ZM249 229V228H248ZM139 230V229H138ZM158 230V229H157ZM156 230V231H157ZM178 230V229H177ZM194 230V229H193ZM10 231V230H9ZM41 232V231H40ZM45 232H46V230H45ZM74 232V231H73ZM166 232V231H165ZM179 232V231H178ZM20 233V232H19ZM116 233V232H115ZM160 233H161V231H160ZM242 233V232H241ZM1 234V233H0ZM10 234H11V232H10ZM24 234V233H23ZM29 234V233H28ZM50 234V233H49ZM49 234H46V233H44V231L42 230V232H41V234L39 235L42 239H43V241L48 237V236H46V235H49ZM113 234V233H112ZM122 234V233H121ZM164 234V233H163ZM174 234V233H173ZM194 234V233H193ZM18 234H16V236H17ZM79 235V234H78ZM119 235V234H118ZM145 235V234H144ZM170 235V234H169ZM178 235V234H177ZM191 235V234H190ZM10 236V235H9ZM160 236V235H159ZM13 237V236H12ZM30 237V236H29ZM49 237H50V235H49ZM168 237H170V236H168ZM24 238V237H23ZM105 238V237H104ZM193 238H195V237H193ZM20 239H22V238H20ZM54 239V238H53ZM133 239V238H132ZM176 239V238H175ZM161 240V239H160ZM174 240V239H173ZM11 241V240H10ZM17 241V240H16ZM23 241V240H22ZM56 241V240H55ZM136 241V240H135ZM180 241V240H179ZM196 241V240H195ZM27 242V241H26ZM33 242V241H32ZM47 242V241H46ZM125 242V241H124ZM159 242H161V241H159ZM163 242V241H162ZM169 242V241H168ZM172 242V241H171ZM20 243V242H19ZM53 243H54V241H53ZM154 243V242H153ZM156 243V242H155ZM158 243V242H157ZM10 244H11V242H10ZM45 244V243H44ZM47 244H48V242H47ZM165 244V243H164ZM177 244V243H176ZM176 244H174V246L176 245ZM183 244V243H182ZM181 244V245H182ZM12 245V244H11ZM20 245H22V244H20ZM28 245V244H27ZM33 245V244H32ZM83 245V244H82ZM93 245V244H92ZM168 245V244H167ZM2 246V245H1ZM84 246V245H83ZM102 246V245H101ZM121 246V245H120ZM170 246V245H169ZM172 246V245H171ZM97 247V246H96ZM99 247V246H98ZM122 247V246H121ZM137 247V246H136ZM139 248H140V246H138ZM147 247H148V245H147ZM166 247V246H165ZM190 247V246H189ZM27 248V247H26ZM37 248V247H36ZM45 248V247H44ZM203 248V247H202ZM1 249V248H0ZM43 249V248H42ZM50 249V248H49ZM88 249H90V250H92L93 251V248L92 247H89ZM137 249V248H136ZM160 250H161V248H159ZM163 249V248H162ZM195 249V248H194ZM36 250V249H35ZM83 250H84V248H83ZM148 250V249H147ZM170 250V249H169ZM2 251V250H1ZM4 251V250H3ZM142 251V250H141ZM225 251V250H224ZM240 251V250H239ZM28 252V251H27ZM51 252V251H50ZM91 252V251H90ZM140 252V251H139ZM161 252V251H160ZM164 252V251H163ZM166 252H167V250H166ZM179 252V251H178ZM23 253V252H22ZM35 253V252H34ZM46 253V252H45ZM87 253V252H86ZM96 253V252H95ZM151 253H152V251H151ZM9 254V253H8ZM11 254V253H10ZM60 254V253H59ZM91 254H92V252H91ZM136 254H139V253H136ZM142 254V253H141ZM147 254V253H146ZM155 254V253H154ZM241 255H242V253H240ZM239 254V255H240ZM37 255V254H36ZM45 255V254H44ZM70 255V254H69ZM86 255V254H85ZM97 255V254H96ZM105 255V254H104ZM148 255V254H147ZM185 255V254H184ZM238 255V256H239ZM6 256V255H5ZM8 256V255H7ZM91 256V255H90ZM89 256V257H90ZM236 256V255H235ZM18 257V256H17ZM31 257V256H30ZM46 257V256H45ZM44 257V258H45ZM100 257V256H99ZM128 257V256H127ZM167 257V256H166ZM229 257V256H228ZM47 258V257H46ZM53 258V257H52ZM51 258V259H52ZM59 258V257H58ZM96 258V257H95ZM120 258V257H119ZM242 258V257H241ZM9 259V258H8ZM12 259V258H11ZM55 259V258H54ZM97 259V258H96ZM112 259V258H111ZM186 259V258H185ZM196 259V258H195ZM2 260V259H1ZM7 260V259H6ZM16 260V259H15ZM46 260V259H45ZM129 260V259H128ZM158 260H159V258H158ZM172 260V259H171ZM194 261V260H193ZM2 262V261H1ZM4 262V261H3ZM12 262V261H11ZM10 262V263H11ZM31 262V261H30ZM40 262V261H39ZM47 262V261H46ZM87 262V261H86ZM89 262H91V261H89ZM147 262V261H146ZM158 262V261H157ZM171 262V261H170ZM169 262V263H170ZM8 263V262H7ZM17 263V262H16ZM108 263V262H107ZM163 263V262H162ZM179 263V262H178ZM177 263V264H178ZM31 264V263H30ZM33 264V263H32ZM41 264V263H40ZM91 264H93V263H91ZM112 264V263H111ZM122 264V263H121ZM185 264V263H184ZM242 264V263H241Z\"/></svg>",
  "mask_w": 264,
  "mask_h": 264
}]
</instances>
